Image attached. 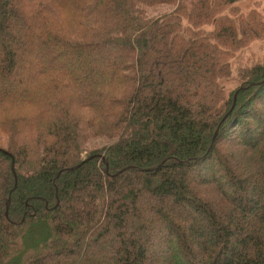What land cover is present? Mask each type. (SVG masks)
<instances>
[{
  "label": "trees",
  "instance_id": "obj_1",
  "mask_svg": "<svg viewBox=\"0 0 264 264\" xmlns=\"http://www.w3.org/2000/svg\"><path fill=\"white\" fill-rule=\"evenodd\" d=\"M239 2L0 0V264H264Z\"/></svg>",
  "mask_w": 264,
  "mask_h": 264
},
{
  "label": "rangeland",
  "instance_id": "obj_2",
  "mask_svg": "<svg viewBox=\"0 0 264 264\" xmlns=\"http://www.w3.org/2000/svg\"><path fill=\"white\" fill-rule=\"evenodd\" d=\"M238 4L244 11H247L249 8H252V7L258 8V9L264 8V0H240ZM7 44H8V41H7ZM263 55H264V42L253 46L247 52V56H250V57L254 56V57L261 58ZM98 141L105 142L104 140H98ZM220 149L225 153H228L232 150H234L237 153L241 149V144H237V143L228 144L226 142H223L221 144ZM199 248L200 247L198 246L195 249L199 250Z\"/></svg>",
  "mask_w": 264,
  "mask_h": 264
},
{
  "label": "water",
  "instance_id": "obj_3",
  "mask_svg": "<svg viewBox=\"0 0 264 264\" xmlns=\"http://www.w3.org/2000/svg\"><path fill=\"white\" fill-rule=\"evenodd\" d=\"M91 158H92V157H91ZM10 204H11V198H9L8 201H7V210L9 209Z\"/></svg>",
  "mask_w": 264,
  "mask_h": 264
}]
</instances>
